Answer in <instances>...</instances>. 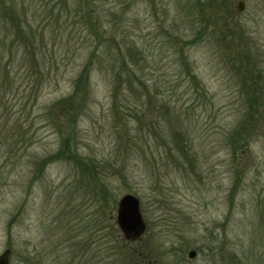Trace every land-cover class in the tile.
Returning a JSON list of instances; mask_svg holds the SVG:
<instances>
[{"label": "rangeland", "instance_id": "rangeland-1", "mask_svg": "<svg viewBox=\"0 0 264 264\" xmlns=\"http://www.w3.org/2000/svg\"><path fill=\"white\" fill-rule=\"evenodd\" d=\"M238 1L0 0V254L9 248L10 264L41 254L68 264L73 243L91 247L94 231L109 239L105 221L91 232V157L109 175L121 236L118 201L138 197L145 230L130 241L144 263L227 264L234 251L264 264V102L248 110L259 93L232 65L262 66L264 94V0H242V11ZM113 64H130L144 86L124 83L115 100ZM82 70L87 94L74 93ZM67 128L73 151L61 156ZM236 130L245 150L227 143Z\"/></svg>", "mask_w": 264, "mask_h": 264}, {"label": "trees", "instance_id": "trees-1", "mask_svg": "<svg viewBox=\"0 0 264 264\" xmlns=\"http://www.w3.org/2000/svg\"><path fill=\"white\" fill-rule=\"evenodd\" d=\"M226 2V1H225ZM238 67V70L242 72V76L245 80H251V85L255 87V91L259 94H254L252 100L249 103L248 110L253 112L260 113V107L262 102H264V94L260 91V86H257V82H261L262 79V70L263 67L259 64H232ZM92 67V64H91ZM237 69V68H236ZM113 72H114V81L116 83L114 98L115 100L118 97V92L120 91L122 85L125 83L128 85V88L131 92L135 90V84H138L140 87L144 86V83L141 81L140 76L137 75L136 71L130 67V64H113ZM86 71L82 70L81 74L78 77V81L74 82V93L81 91L84 94L88 93L89 88L87 89L86 79H84V73ZM125 75V79L123 77ZM143 84V85H142ZM146 91V90H145ZM146 93H148L146 91ZM263 96H261L260 95ZM73 104L69 105V108H64V111L68 114H76V108ZM77 109H80L77 106ZM134 117L138 118L136 114ZM127 123V121H126ZM129 123V122H128ZM150 129V127H148ZM68 136L62 137V145L59 154L62 156L65 152L70 151L69 154L72 153L73 148L70 145V139L72 138V129L67 128ZM228 142L230 144H237V146H242L241 150H245L248 143H245L246 137L242 136L241 133L236 130L234 134H231L228 137ZM133 143V142H132ZM236 148H233L234 155L236 153ZM186 151V150H185ZM234 157V156H232ZM79 158V157H78ZM101 163L98 160H95L91 157V191L98 202V208L91 211V232L95 228L101 230V227H98L101 222L105 221L107 224V228L109 230V239H102L101 237H95L94 232L91 233V247L89 241H85L81 244L73 243V250L69 252L67 259L68 264H147L144 263L145 259L149 258L146 252H141L134 250L132 246L131 239L125 238L121 236L119 230L116 227L114 222L113 213L115 211L116 197L113 195L110 184L108 182V173L104 174L103 166L99 165ZM79 165V164H78ZM82 169L83 167L79 165ZM84 170V169H83ZM242 172L237 170L235 174V180L233 184L232 190L236 188L238 182L241 180ZM99 190H101V196ZM103 200H102V199ZM93 200V196L92 199ZM10 229V227H9ZM96 230V231H98ZM123 237V238H122ZM129 240V241H128ZM91 248V258L88 257V251ZM58 249H54L52 252H57ZM88 253V254H87ZM62 256L56 254L55 261L57 264L60 263V258ZM110 258V260L107 259ZM225 257V258H224ZM112 258V259H111ZM227 264H246L245 261L236 254V252L231 251L222 255ZM40 264H44L43 255H39Z\"/></svg>", "mask_w": 264, "mask_h": 264}, {"label": "water", "instance_id": "water-1", "mask_svg": "<svg viewBox=\"0 0 264 264\" xmlns=\"http://www.w3.org/2000/svg\"><path fill=\"white\" fill-rule=\"evenodd\" d=\"M244 2L238 1L237 10L242 11ZM116 223L125 238H134L140 236L145 230V223L140 211V201L132 193H126L120 197L116 210ZM194 250L189 252V257H193ZM10 249L6 248L0 254V264H10Z\"/></svg>", "mask_w": 264, "mask_h": 264}]
</instances>
